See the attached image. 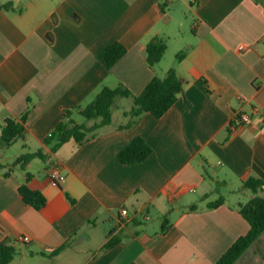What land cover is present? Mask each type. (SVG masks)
Segmentation results:
<instances>
[{
	"label": "crops",
	"instance_id": "1",
	"mask_svg": "<svg viewBox=\"0 0 264 264\" xmlns=\"http://www.w3.org/2000/svg\"><path fill=\"white\" fill-rule=\"evenodd\" d=\"M165 2L163 11L156 0H0V241L18 249L10 264H216L249 232L238 206L255 194L243 184L261 181L256 195L264 198V5ZM155 37L166 42V54L176 47L184 56L167 62L165 54L151 68L146 46ZM116 42L127 53L107 69L98 54ZM171 69L186 84L163 117L146 113L126 128L132 107L120 110L117 121L113 111L112 124L94 139L65 144L53 163L28 164V186L47 204L37 211L24 202L25 171H10L22 154L13 151L20 140L21 149L39 150L61 122L91 126L80 121L81 111L103 88L137 96ZM202 78L209 95L196 84ZM255 109L257 128L234 121ZM25 113V141L4 145L5 121ZM135 137L152 154L123 165L118 154ZM53 166L64 183L49 179ZM220 197L222 205L208 208ZM122 208L130 220L120 226ZM116 236L121 241L103 250ZM68 240L65 250L48 256ZM235 264H264V233Z\"/></svg>",
	"mask_w": 264,
	"mask_h": 264
},
{
	"label": "trees",
	"instance_id": "2",
	"mask_svg": "<svg viewBox=\"0 0 264 264\" xmlns=\"http://www.w3.org/2000/svg\"><path fill=\"white\" fill-rule=\"evenodd\" d=\"M163 2L161 9L164 11L166 8V0H156ZM260 1L264 5V0ZM12 6L9 3L5 6L8 8ZM168 46L161 38H153L146 46V59L151 68H154L163 59ZM127 48L116 42L108 46L105 50L98 54L99 61L107 68L111 69L125 54ZM184 53L178 55L182 58ZM185 80L180 78L174 69L168 71L164 77L154 76L151 81L146 85L143 91L135 96L124 87L116 89L103 88L95 99L81 111V115L88 121L92 122L91 126L77 125L71 122H61L56 126L54 131L43 140V146L35 152L27 151V146L24 144L23 152L13 163L10 168L21 167L25 171L24 183L19 188V194L24 202L33 207L35 210H42L46 204V197L36 190H32L28 184L33 176L27 172V166L33 160L39 159L45 163L50 161L53 163L54 156L65 144L73 142L75 147H79L84 143L94 139L103 128L112 124L113 109L115 100L118 97L132 98L133 107L127 113L126 117L131 119V123L126 127L130 128L137 124L142 116L146 113L152 114L157 119L163 117L178 101L179 97L184 93ZM197 86L207 95L211 94L207 81L199 79L196 82ZM27 114L25 113L21 119H7L2 126L1 140L6 146L11 145L18 139L25 141L28 133L26 128ZM69 114V112L67 113ZM152 147L142 138L135 137L128 145L118 154V161L123 165H134L146 161L152 154ZM3 167L0 166V170ZM9 176V172L5 174ZM263 183L259 180L250 179L243 184L244 188L251 189L255 194L247 203L238 206L240 214L246 219L250 225L249 232L240 237L217 261L216 264H235V262L256 242L259 237L264 233V198L256 195L257 188ZM66 197L71 203L75 201L66 193ZM225 202L223 197L217 201L208 204V208H217ZM197 206L191 207V210H196ZM167 217L163 222V231L168 230ZM121 241L119 236L112 237L103 247V250H108L116 246ZM71 243L68 240L64 245L58 247L49 253V257H54L65 250ZM18 254V249L15 244L0 241V264H10ZM137 264V263H130Z\"/></svg>",
	"mask_w": 264,
	"mask_h": 264
},
{
	"label": "built area",
	"instance_id": "3",
	"mask_svg": "<svg viewBox=\"0 0 264 264\" xmlns=\"http://www.w3.org/2000/svg\"><path fill=\"white\" fill-rule=\"evenodd\" d=\"M196 0H191V3H195ZM258 114V110L255 109L253 113H240L235 116L234 121L241 123L244 126L251 128H257L258 124L254 119V115ZM49 179L54 183H64L66 181L65 174L62 173L58 166H53L49 171ZM130 220L129 211L126 208L120 210V226ZM24 242H30L28 237H23Z\"/></svg>",
	"mask_w": 264,
	"mask_h": 264
},
{
	"label": "rangeland",
	"instance_id": "4",
	"mask_svg": "<svg viewBox=\"0 0 264 264\" xmlns=\"http://www.w3.org/2000/svg\"><path fill=\"white\" fill-rule=\"evenodd\" d=\"M190 15V17H192L191 16V14H189ZM187 28H188V24H187ZM176 50H178V48H176V47H173L172 49H171V52H167V54H166V61L167 62H174V61H176V60H178L179 58H178V55H177V53H175L176 52ZM114 110L113 111H115V113H116V115H115V118H116V121L118 120L117 118H118V115H120L121 114V112H120V110L121 111H123V110H128V109H130L131 107H133V101L131 100V99H129V98H123V97H118L116 100H115V105H114ZM122 119H120V121H123L124 120V118L123 117H121ZM80 121L81 122H87V120L84 118V117H82V118H80ZM91 125V124H90ZM101 131V130H100ZM18 147L16 146L15 148H13V151L14 152H16L15 154H17V155H19V154H21V153H23V152H25L26 150H23V149H21L20 148V145H21V140L19 141V143H18ZM37 147H31V149H27V151H31V152H34L35 150H37L36 149ZM35 163H41V161L39 160V159H37V160H35ZM19 170H20V168H19ZM222 195H224V196H226V193L225 192H222L221 193ZM213 198V197H212ZM216 198H218V196H215V198H214V200L216 199ZM151 216H152V218H153V222H156V221H158L159 220V218H160V215H158V214H154L153 212H151ZM29 262H33V261H29Z\"/></svg>",
	"mask_w": 264,
	"mask_h": 264
}]
</instances>
